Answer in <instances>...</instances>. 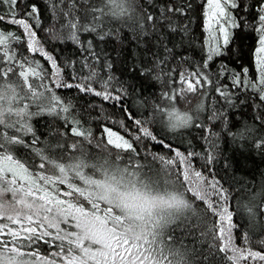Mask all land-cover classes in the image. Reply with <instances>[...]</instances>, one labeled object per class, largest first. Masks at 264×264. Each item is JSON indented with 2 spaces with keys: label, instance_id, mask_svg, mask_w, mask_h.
<instances>
[{
  "label": "snow or ice",
  "instance_id": "obj_1",
  "mask_svg": "<svg viewBox=\"0 0 264 264\" xmlns=\"http://www.w3.org/2000/svg\"><path fill=\"white\" fill-rule=\"evenodd\" d=\"M43 2L48 6L47 28L42 27L36 0H0V24L13 26L0 28V264H190L191 256L198 253L177 240V231L198 232L197 239L206 242L208 254L194 264H208L217 254L222 264H264V231L259 236L237 234L233 212L225 206L226 190L192 165L198 153L181 152L154 134L148 113L144 119L128 114L134 130L122 123L126 134H121L105 126L96 139L87 121L74 114L75 105L59 94L60 89H75L102 101H123L127 90L123 84L118 88L113 84L116 77L107 71L112 65L107 58L100 59L96 42L119 35L113 23L120 30L127 27L137 39L163 29L169 43L173 34L180 38L171 48L161 41L164 51L173 62L179 57L181 64L189 65L179 71L168 67L166 74L175 73L181 84L173 95H208L209 105H197V112L207 111L203 123L174 106L157 108L153 116H166L170 131L199 128L208 144L204 158L212 164L214 128L227 122L224 109H251L253 123L242 122L243 129L233 139L264 155V0H199L205 39L198 62L187 52L176 51L189 32V14L195 11L192 0ZM38 29L45 38L38 36ZM240 34L254 36L253 68L230 69L221 62L213 71L217 60L237 55L232 46ZM45 39L70 42L84 55L81 60L60 61ZM167 64L160 57L157 67L163 72ZM153 71L145 68L142 74ZM211 95L219 107L210 106ZM41 113L63 120L58 139L36 135L29 121ZM145 139L167 149V156L151 155L163 168L145 172L143 164L117 163L121 153L139 156L134 144ZM93 140L97 149L107 153L97 162L87 154ZM20 149L30 158L20 155ZM113 149L119 150L114 156ZM69 151L72 155H65ZM246 208L255 229L254 206Z\"/></svg>",
  "mask_w": 264,
  "mask_h": 264
},
{
  "label": "trees",
  "instance_id": "obj_2",
  "mask_svg": "<svg viewBox=\"0 0 264 264\" xmlns=\"http://www.w3.org/2000/svg\"><path fill=\"white\" fill-rule=\"evenodd\" d=\"M41 9V16L43 20L42 27H49V13L48 6L43 0H36ZM157 4L167 3L168 0H156ZM195 11L190 13L191 24L189 32L184 36V46L177 47L176 51L187 52L193 57L194 62L201 59V44L204 42L205 33L203 32V18L200 16L199 0H192ZM155 13L157 9H152ZM0 14H3L0 11ZM188 23V21H185ZM112 27L119 30V35L115 38H109L103 42L97 41L96 48L100 52V59L107 58L108 63H111V69H107L110 75H114L116 80L113 84L118 88L123 84L127 90L123 101H102L100 97L94 95H84L77 92L75 89L65 90L60 89L59 94L65 96L75 105V115L82 117L87 121V126L93 132L96 139L101 138L103 127H112L121 134H126L122 129V123L128 128L134 130L135 126L132 121L127 119L129 113L138 119H144V113H148V118L153 119L151 128L154 134L162 137L166 142L171 143L173 148L179 149L181 152L193 151L199 155L192 158V165L197 170L204 172L205 176L214 178L219 181L223 189L226 190L227 204L225 206L233 212V222L237 225V234L240 232H252L254 236H259L264 231V226H261V221H264V196L261 195L264 190V155L259 152H253L244 147V141L236 138L233 135L243 129V123L252 124L251 116L253 111L245 108L243 112L239 109H227L224 111L228 113L224 124L214 128L213 140L216 143V160L212 164H208L205 160L206 149L208 144L202 139V132L199 128L190 127L185 129H177L170 131L166 126L167 117L161 118L157 112V108L165 110L175 107L177 110L187 111L193 115L194 120L205 122L204 118L207 111L201 110L197 112V105H209V96H200L199 93H187L184 95H173L181 88V84L177 81L175 73L169 77L167 75L168 67L177 69H187L188 64H181L180 58L177 57L173 62L167 52L164 51L163 45L167 44L169 48L172 44L179 41V37L173 36L170 38L172 43H169L168 34L165 30H161L153 35L148 36L147 39H137L136 35L130 29L124 27L120 30V26L113 23ZM0 28L6 30L12 29V25L0 24ZM38 36L45 38L43 31L37 30ZM160 36L157 39L156 36ZM83 38V37H82ZM90 38V37H89ZM190 42V44H189ZM45 44L48 50L60 61L81 60L84 55L82 49H78L72 43H49L45 39ZM255 40L253 35L240 34L237 36L235 43L232 46V52L237 55H228L221 60H217L213 65L212 70L215 71L221 62L227 63L230 69H238L240 65L253 68L252 63V49ZM164 57L168 64L164 67L163 72L157 67L158 59ZM238 57V58H237ZM99 67V65H98ZM145 68H153L154 71L150 74H142ZM157 73H160V79H157ZM49 86H51L49 84ZM173 96L168 99L165 94ZM27 103L28 101H24ZM210 106L219 107L215 95H211ZM31 110L37 111L35 105H32ZM30 124L35 130V133L42 140H55L57 131H63L61 125L62 119L54 118L53 116L41 113L30 118ZM257 129L260 128L259 121H256ZM231 128V131H229ZM264 131V130H261ZM259 134V133H257ZM71 143V140L68 141ZM87 147V146H86ZM139 156H134L132 153H121L122 160L117 163L124 166L126 164H143L145 172L156 171L163 168L159 161H153L151 155H169L167 149L160 147V145L153 144L150 140H143L134 144ZM116 149L112 150L113 156ZM19 154L30 158V154L23 149L19 150ZM87 154L92 162L100 161L107 153L101 152L95 147V140L93 146L87 147ZM65 155H72L69 151ZM151 174V173H150ZM255 197V199H253ZM253 205L256 212V228H252V220L246 208V205ZM214 219V218H213ZM177 240L181 241L185 247L195 249L197 255L191 256L190 264L199 262L208 254V247L205 241L197 239L199 233L187 235L177 231L175 233ZM42 251H47L43 248ZM208 264H222L221 256L219 254L211 256Z\"/></svg>",
  "mask_w": 264,
  "mask_h": 264
}]
</instances>
